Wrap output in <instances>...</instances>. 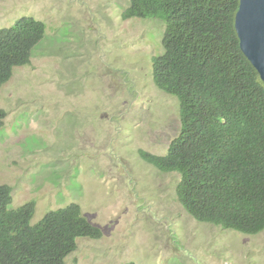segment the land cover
<instances>
[{
  "label": "rangeland",
  "instance_id": "rangeland-1",
  "mask_svg": "<svg viewBox=\"0 0 264 264\" xmlns=\"http://www.w3.org/2000/svg\"><path fill=\"white\" fill-rule=\"evenodd\" d=\"M131 0H0V31L47 25L29 65L0 90V186L32 224L78 204L102 238H79L67 264H264V232L200 223L179 203L181 176L140 152L167 155L180 102L154 82L160 20H123Z\"/></svg>",
  "mask_w": 264,
  "mask_h": 264
},
{
  "label": "trees",
  "instance_id": "trees-1",
  "mask_svg": "<svg viewBox=\"0 0 264 264\" xmlns=\"http://www.w3.org/2000/svg\"><path fill=\"white\" fill-rule=\"evenodd\" d=\"M240 0H131L123 20H160L164 54L154 82L180 102L182 132L167 155L141 151L162 173H177L181 206L198 222L248 236L264 232V82L245 56L235 27ZM47 25L24 17L0 31V90L29 65ZM7 112L0 109V130ZM0 186V264H67L79 238L102 231L78 204L36 225V203L11 209ZM133 264V263H129Z\"/></svg>",
  "mask_w": 264,
  "mask_h": 264
},
{
  "label": "water",
  "instance_id": "water-1",
  "mask_svg": "<svg viewBox=\"0 0 264 264\" xmlns=\"http://www.w3.org/2000/svg\"><path fill=\"white\" fill-rule=\"evenodd\" d=\"M235 27L241 50L264 82V0H240Z\"/></svg>",
  "mask_w": 264,
  "mask_h": 264
}]
</instances>
